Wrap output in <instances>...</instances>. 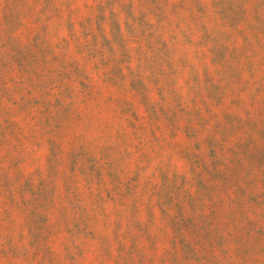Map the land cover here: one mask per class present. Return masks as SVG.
<instances>
[{
	"label": "rangeland",
	"instance_id": "1",
	"mask_svg": "<svg viewBox=\"0 0 264 264\" xmlns=\"http://www.w3.org/2000/svg\"><path fill=\"white\" fill-rule=\"evenodd\" d=\"M0 264H264V0H0Z\"/></svg>",
	"mask_w": 264,
	"mask_h": 264
}]
</instances>
